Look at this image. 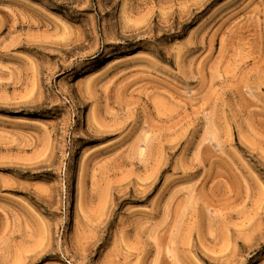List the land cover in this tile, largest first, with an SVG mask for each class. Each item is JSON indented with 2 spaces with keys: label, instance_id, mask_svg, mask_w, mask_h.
Returning a JSON list of instances; mask_svg holds the SVG:
<instances>
[{
  "label": "rangeland",
  "instance_id": "obj_1",
  "mask_svg": "<svg viewBox=\"0 0 264 264\" xmlns=\"http://www.w3.org/2000/svg\"><path fill=\"white\" fill-rule=\"evenodd\" d=\"M239 262L264 264V0H0V264Z\"/></svg>",
  "mask_w": 264,
  "mask_h": 264
},
{
  "label": "bare ground",
  "instance_id": "obj_2",
  "mask_svg": "<svg viewBox=\"0 0 264 264\" xmlns=\"http://www.w3.org/2000/svg\"><path fill=\"white\" fill-rule=\"evenodd\" d=\"M237 244H238V243H237ZM238 245H239V247H240V244H238ZM236 246H237V245H236ZM237 247H238V246H237ZM238 250H239V248H238ZM233 251H234V250H233ZM234 252H235V251H234ZM236 253H237V252H236ZM229 255H232L231 258H232V259L234 258V261L236 260V259H235V253H234V254L231 253V254H229ZM229 255H227V256L229 257ZM237 256H238V254H237ZM228 257H227V258H228ZM251 258H252V257H251ZM237 260H239V259H237ZM237 260H236V262H238ZM251 260H252V259H251ZM226 261H227V260H226ZM231 261H233V260H231ZM231 261H230V262H231ZM240 261H241V260H240ZM244 261H245V260H244ZM247 261H248V260H247ZM224 262H225V261H224ZM239 263H240V262H239ZM240 264H241V263H240Z\"/></svg>",
  "mask_w": 264,
  "mask_h": 264
}]
</instances>
